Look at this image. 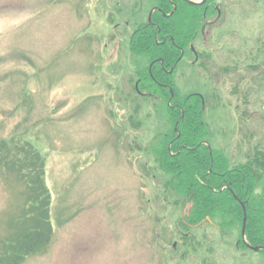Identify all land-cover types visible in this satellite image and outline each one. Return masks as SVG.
I'll return each mask as SVG.
<instances>
[{
  "label": "rangeland",
  "instance_id": "374dc122",
  "mask_svg": "<svg viewBox=\"0 0 264 264\" xmlns=\"http://www.w3.org/2000/svg\"><path fill=\"white\" fill-rule=\"evenodd\" d=\"M114 1L0 0V147H10L0 156V254L30 198L19 162L6 168L14 147L27 143L46 162L54 235L22 264H264L262 253L238 250L240 232L224 231L218 218L174 237L182 208L159 193L165 178L145 151L168 127L167 101L149 87L142 90L150 98L131 99L129 83L134 63L149 65L127 59L128 40L153 3L118 0L131 23L115 29L105 19ZM220 1L214 37L208 42L203 33L199 43L214 52L210 72L180 69L174 85L182 98H206L210 143L238 162L250 148L264 149V68L226 73L258 50L257 64H264V0ZM137 106L141 126L133 130L126 119ZM130 146L143 151L130 153ZM192 236L206 238L199 251L176 248L177 239Z\"/></svg>",
  "mask_w": 264,
  "mask_h": 264
},
{
  "label": "trees",
  "instance_id": "16d2710c",
  "mask_svg": "<svg viewBox=\"0 0 264 264\" xmlns=\"http://www.w3.org/2000/svg\"><path fill=\"white\" fill-rule=\"evenodd\" d=\"M210 1H213L215 14L221 1L208 2ZM151 2L152 6L159 8L161 12L154 14L151 23L146 21L137 25L129 37L128 45L133 57H144L148 61L147 64L159 57L165 60L177 57L178 53H173L175 45L186 42L187 47L195 31L204 26L205 22L200 24L198 20L201 21L206 16L208 20L211 14H203L201 7L184 5L178 0L176 11L170 17H166V13L173 12L175 4L169 3L168 0H149L148 3ZM185 7L191 9V12L185 13ZM165 37H172L175 45L160 44ZM259 56L263 58L261 50L254 55L244 54L241 65L238 63L234 68H227L229 72L226 74L237 72L240 66L252 72L261 70L264 64L261 66L257 64ZM172 65L173 62L170 66ZM152 75L154 78L151 79L147 74V80L152 84L154 79L162 82L164 77H169L161 74L160 76L154 69ZM166 82L168 81L163 83ZM167 84L176 94L175 99L171 100V105H167L168 127L147 146L145 151L152 156L158 175L165 178L161 190L160 188L158 190L159 193L170 197L168 205L173 207L180 203L182 208L174 228V237L187 236L185 232L189 225H196L198 228L207 224V220L215 221L218 218L224 231L240 232L236 242L238 250H250L251 246L260 248L259 252L264 255V149L256 145L238 162H231L224 149H210L208 146H212L211 126L209 127L204 119L206 101L202 103L197 95L179 97L174 82L171 80ZM149 88L152 94H158L168 102L169 93L163 87L153 84ZM173 91L170 90L174 93ZM247 104L248 102H243L244 106ZM140 108L141 106L134 107L130 111L132 114L130 113L126 119L128 126L133 130H139L141 126V122L136 120ZM8 144L1 143L0 156L10 150ZM21 145L14 147L11 163L9 162L6 168L14 167L19 162L16 168L20 176L28 181L30 198L22 221L17 220L18 227L13 228L11 237L3 245L0 264H22L28 257L45 249L54 235L50 213L51 194L45 181V159L31 145L27 143ZM142 151L140 148L130 146V153ZM141 169V177L148 181L151 177L150 169L146 165ZM245 216L247 245L242 237ZM185 226L188 229L184 228ZM186 238L177 239L176 246L186 254L192 249L199 251L206 241V238L196 241L192 236L187 242Z\"/></svg>",
  "mask_w": 264,
  "mask_h": 264
},
{
  "label": "flooded vegetation",
  "instance_id": "af4514ba",
  "mask_svg": "<svg viewBox=\"0 0 264 264\" xmlns=\"http://www.w3.org/2000/svg\"><path fill=\"white\" fill-rule=\"evenodd\" d=\"M169 3H173L174 5V10L171 13H166L165 16L166 17H170L172 15V13H174L176 11V7L178 5V0H168ZM182 3L184 5H190V6H195V7H201L203 14H210V16L208 17L207 20V16L205 19H201V21L198 20V23H204V26L201 27L200 29H197L193 35V38L191 40V42L187 45V47H185V43H183L182 45H175L173 43V38L169 37L160 41V44H168L171 45V43L173 45H175V48L173 49V53L177 54V57H171V59H164L162 57H159L158 59H154L152 61L149 62V65L146 67L145 64L142 65H138L137 63L132 65V70H133V76L132 78L135 79V82L133 83V87H134V91L136 92V94H134L132 96L131 99L136 98L135 96H140L139 98H150L152 96V94H145L147 92L145 91H140V88L142 87L143 89H146V87H151L153 84L159 86V87H163L165 90H167V92L169 93V99L167 102V105L170 106L171 102L175 99V92L173 91V88L167 84L169 81H174V76L176 75L177 72H179L180 69H189L191 72H198V71H202L205 72L206 74H208L210 72V66L211 63L214 60V52H210V51H206L204 49H200L199 48V43L202 41L203 39V33L207 32V37L211 36L208 40V42L211 41V39L214 37V19L215 21L221 16L222 11H221V7H222V3H220L217 8H216V13L214 14V4L213 1L208 2L209 0H188L191 2H194L196 4H191L190 2H188L187 0H181ZM118 0H115L112 4H111V8L108 10L109 6L106 7V15L107 17L105 19H107L108 23H115V26L117 28V26H119V24L123 23L126 26H129L131 23V19L130 20H124V15L122 13V11L120 10V8L118 7ZM114 5V6H113ZM134 10V11H133ZM133 16L131 17L133 21H137L139 12L137 11L138 8H133ZM161 12V10L159 8L156 7H152L151 11L148 14L147 17V22H149V18L150 15L152 13L151 16V20L152 17L154 16L155 13H159ZM184 12H191V9H188L187 7L184 8ZM194 21V19L192 20ZM137 25H139L138 22H136ZM150 23V22H149ZM197 23V25H198ZM116 37V35H114V38ZM124 40V39H123ZM170 40V41H168ZM128 45H129V40H128ZM166 48V47H165ZM129 49V48H128ZM172 51V50H170ZM129 52V51H128ZM119 54V49L117 48V53H115L116 58H118L119 56H117ZM140 57H133V54L131 53V51L129 52V58L127 59H138ZM144 58V57H143ZM150 59V58H149ZM148 59V60H149ZM144 60L146 61V59L144 58ZM148 61H146L147 63ZM173 62V65L170 66V64ZM146 68H147V72H146ZM155 70L159 73V75H167L169 77H164L162 82H157L155 79V81L153 80V84L150 83L147 80V74L150 76V78H154L152 75V70ZM161 70V71H160ZM161 72V73H160ZM160 75V76H161ZM208 76V75H207ZM168 81L166 83H163L164 81ZM208 80H211V78H209ZM132 79H130L129 83L132 85ZM144 82V83H141ZM209 83V82H208ZM170 90H172L174 92V96L171 97V93ZM192 95H197L199 97V99L205 102V100L203 99V96L201 94L195 93ZM180 97V96H179ZM159 100L164 99L163 97H157ZM172 100V101H171ZM214 100V99H213ZM210 149H214L213 146H208ZM211 151V150H210Z\"/></svg>",
  "mask_w": 264,
  "mask_h": 264
},
{
  "label": "water",
  "instance_id": "95a60500",
  "mask_svg": "<svg viewBox=\"0 0 264 264\" xmlns=\"http://www.w3.org/2000/svg\"><path fill=\"white\" fill-rule=\"evenodd\" d=\"M190 3H192V2H190ZM192 4H194V3H192ZM196 4V3H195ZM151 15H152V13H151ZM151 15H150V18H149V22H151ZM246 222H247V218H246V216L244 217V220H243V228H242V237H243V240H244V238H245V230H246ZM244 242H245V240H244ZM249 246V245H248ZM252 250H254L255 252H258L259 251V248H253V247H251V246H249Z\"/></svg>",
  "mask_w": 264,
  "mask_h": 264
}]
</instances>
